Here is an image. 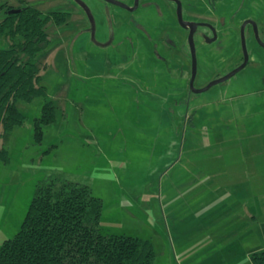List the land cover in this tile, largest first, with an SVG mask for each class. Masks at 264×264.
<instances>
[{"label": "rangeland", "instance_id": "374dc122", "mask_svg": "<svg viewBox=\"0 0 264 264\" xmlns=\"http://www.w3.org/2000/svg\"><path fill=\"white\" fill-rule=\"evenodd\" d=\"M2 1L5 0L0 3ZM6 1L14 5L23 3L22 0ZM27 1L44 14L53 10H67L70 14L63 23L57 24L52 19L46 23L51 40L42 44L35 57L40 66V82L46 86V96L56 105L55 118L43 125V136L37 141L33 135V118L41 114L45 98L41 95L30 100L18 98L16 104L25 119L0 136V143L9 154L7 162L0 160V244L18 230L36 181L49 173L60 172L89 184L92 192L101 197L100 225L104 231L149 238L155 251L154 264H215L213 251L208 246L214 244L217 231L221 247L232 243L231 240L236 241V259H240L239 254L249 244L243 243L241 237L233 239L227 231L228 225H237L238 220L222 216L220 225L215 223L211 229L192 214L187 215L186 220L181 219L182 223L176 226L177 218L191 208L195 209L194 212L202 211L199 209L203 203L211 201V194L188 196L186 200L192 198L191 205L181 211L183 195H180L179 188L174 187L161 197L157 192L160 191L159 180L164 186L166 180L195 182L212 179L211 165L215 162L211 156L216 148L212 144L214 118H221L226 123L221 130L226 136L241 139V143L244 142V132L257 126L254 124L256 119L264 118V87H260L264 83L261 81L260 84L256 76L248 78L253 67L249 64L202 91L168 87L166 77L170 68L173 75L183 71V76H190L191 72L188 41H175L174 30L171 31L174 52L168 70L162 65L160 72H149L141 53L138 57L140 70L133 71L137 62L132 58L130 47L128 62L132 70L123 73L118 70L117 65L123 62H118L117 56L108 57L107 62L105 55L97 53L101 47L90 39V32L85 27L86 18L76 22L72 11V7L77 6L75 2ZM88 1L94 8L97 1L102 0ZM188 1L197 7L193 8L196 12L192 14L198 17L189 13L190 18L212 19L215 18L213 11L224 21L232 20L235 14L237 20L251 16L264 24V0ZM214 2L221 3L222 7H216ZM77 11L81 8L75 9ZM4 13V6H0V18ZM101 22L107 24L106 19L100 17V26ZM219 22L221 25L222 21ZM200 29L205 27L200 26ZM129 34L132 35V31ZM96 36H102L100 30L96 31ZM119 36L116 33L114 43ZM219 36L228 49L218 52L216 42L208 43V54L203 48L205 40L197 35L194 37L197 56L195 87L205 85L214 75L227 70L233 64L230 53L238 54L235 33L229 35L223 29ZM247 43L249 48L255 45L264 52V48L251 42L249 37ZM9 44V38L0 35V47ZM108 47L110 52L115 51L112 46ZM21 56L27 57L24 53ZM136 75L140 86L135 80ZM160 93L164 94V99L158 95ZM186 113L193 116L194 123L188 120L186 124ZM172 115L173 122L169 125ZM233 116L242 117L245 127L243 119L237 124ZM262 126L264 133V123ZM158 133L173 136L169 140L157 137ZM240 142H237L238 146H241ZM234 146L232 142L230 147ZM202 165L208 167L195 176L198 170L195 167ZM204 174H207L206 179L202 178ZM162 190L164 192V187ZM210 209L218 212L214 207ZM176 210L179 211L177 215L169 214ZM230 252V248L225 251L227 260H232Z\"/></svg>", "mask_w": 264, "mask_h": 264}, {"label": "trees", "instance_id": "16d2710c", "mask_svg": "<svg viewBox=\"0 0 264 264\" xmlns=\"http://www.w3.org/2000/svg\"><path fill=\"white\" fill-rule=\"evenodd\" d=\"M22 1L0 3L5 8L0 35L10 40L9 46L0 47V136L25 119L16 104L18 98L41 95L45 98L42 112L33 118V135L40 141L43 125L55 118L56 105L46 96L35 57L42 44L51 40L46 23L50 19L63 23L70 11L44 14ZM0 160H9L8 149L1 143ZM102 207L101 197L89 184L60 172L45 175L35 183L18 230L1 242L0 264H154L149 238L101 228ZM250 264H264V249L250 253Z\"/></svg>", "mask_w": 264, "mask_h": 264}, {"label": "flooded vegetation", "instance_id": "af4514ba", "mask_svg": "<svg viewBox=\"0 0 264 264\" xmlns=\"http://www.w3.org/2000/svg\"><path fill=\"white\" fill-rule=\"evenodd\" d=\"M72 1L75 2V0ZM85 1L90 7L91 14L94 18V24L92 25L88 12H85L84 9L75 2L78 8L77 6H73L72 11H74V18L76 19V22L82 21L84 17L86 18L87 25L85 27H87L90 32V39L94 44L101 47L99 50H97V53L105 55L106 59H109L108 57L116 58L117 56L116 60L118 62L119 60L123 62V64L117 65L118 70L123 73H125V71L132 70L130 69V62H128V49L130 47L133 53L132 58L137 62L134 63L135 66L133 71L140 70L138 65V57H140L139 55L141 53L144 57V61H147L148 68L145 69H148L149 72L154 70L160 72L163 69L162 65L165 67V69H167L170 64L169 61H171V55L174 52V41L171 31L174 30L176 33L175 41L180 40L182 42L184 39H187L188 41L189 27L187 25L184 26L181 24L178 17V13H180L183 20H194L199 22L194 30V37L197 35L201 40H205L206 43H204L205 45L203 48L206 49L205 53L207 54L210 50V46L206 45L208 43L216 42V49L218 52H224V49H228V47L222 43V37L219 36L223 33V29L225 32H228L229 35H233V33L237 35L240 52L238 50L237 55L230 53V58L233 59V64L227 70L214 75L213 79L223 77L244 61V50L242 45L243 34L247 51V60L243 67L236 70L223 80L228 79L236 72L250 64V66L253 67V71L248 74V78H253L256 76V79H259V83L261 81L264 83V69L262 70V67H264V52L256 49L255 45L252 46V48H249L247 43V37H249L251 42H255L258 46L264 48V44L262 43L264 42V24L261 25L260 22L256 21L251 16H245L244 18L237 20L235 19L236 15L234 14V18L232 20L224 21L223 18L220 19V16H217L213 11H211V13L215 15V18H190L188 16L189 13L192 14L196 12L193 11V8L197 7L196 4H191L188 0H118L120 1L119 3L112 0H102L103 2L100 1V3L97 1V4L95 5L96 7L94 8L89 4L88 0ZM214 5L219 8L222 7L221 3L215 4L214 2ZM226 6L227 5L224 7ZM80 8L81 11L75 12V9L80 10ZM192 15L197 16L195 14ZM100 17L102 19H106V25H104V22H101L103 23L101 26L99 25ZM248 19L255 21L256 31L253 23L250 21H247L243 25V22ZM220 20L222 21L223 25H220ZM215 21L217 24H215ZM200 26L205 27V29H200ZM127 28L132 30L126 31ZM97 30H100V34L102 35L101 37L96 36ZM130 31H132V35L129 34ZM116 33L120 34L119 39L116 42L117 44L113 42ZM256 33L262 42L256 37ZM108 46H112L115 51L110 52V50H108ZM109 53L112 54V56ZM255 54L256 56H254ZM225 59H222V61ZM171 69L172 68H170V70L167 69L168 75L166 78L167 82L169 83L168 87H191L190 80L192 77V72H190V76H183V71L181 74L173 75ZM260 70H262V73L259 72ZM136 78L137 79L135 80L138 82V86H140L139 76L136 75ZM193 87H195L194 79ZM260 87H264V85H261ZM185 115L188 117L189 113H186Z\"/></svg>", "mask_w": 264, "mask_h": 264}, {"label": "crops", "instance_id": "0c3cea01", "mask_svg": "<svg viewBox=\"0 0 264 264\" xmlns=\"http://www.w3.org/2000/svg\"><path fill=\"white\" fill-rule=\"evenodd\" d=\"M158 95L163 99L165 98L164 94L160 93ZM233 117L237 124L240 122L239 120L243 119L242 117ZM171 119L169 125L173 122V115ZM184 120L186 124L188 120L194 123L192 115H188V117L185 115ZM213 120L215 135L212 144L213 147L216 146V148L213 150L211 156L215 162L211 165V167L213 166L211 172L212 179H206L207 174H204L202 178L206 180L202 179L201 181L195 182H187L184 179L178 181L166 180L163 183L164 186H162V182L159 180L160 191L158 190L157 194L159 197L163 195L166 196L174 187L179 188L180 195H183L181 200V211H184L191 205L192 198L187 201L186 199L188 196L194 195L198 197L205 193L211 194V201L203 203V207L199 209L202 211L194 212L195 209L191 208L186 214L177 218L178 224L176 226H179L183 220H186L184 218L187 217V215L192 214H195L201 223H204L205 227L209 226L211 229H213L215 223L220 225L219 221L222 216L224 219L234 218L238 220L237 225H228L227 231L233 239L241 237L243 243L246 242L249 244L246 248H243V252L239 254L238 257H240V259H236L238 252L236 241L231 240L232 243L224 244L221 247L220 234L218 231L214 244L208 246V248L213 251L215 264H250V253L255 250L264 249V133L262 126L264 118H260L259 120L256 119L254 124L257 126L247 129L248 131L244 132L243 143L240 142L241 139L235 140L230 135L226 136L225 131L224 133L221 131L226 124L221 118H214ZM243 126L245 127L244 119ZM203 135L206 136L205 134ZM160 136L170 140L173 134L167 136V134L162 135L158 133L157 137ZM238 141L241 146L237 145ZM232 142L236 146L230 147ZM190 151H193V149ZM186 152L187 155H189L188 149ZM205 166L207 165L195 167L198 169L195 176L196 174L198 175ZM162 187H164V192ZM184 188H187V191L184 192ZM184 198L185 200H183ZM169 202L170 201H168V203ZM211 207H214L218 212L211 210ZM178 213L179 211L176 210L169 214L175 216ZM213 233L216 232L213 231ZM208 234L212 236L211 232H208ZM227 248L231 249L229 255L232 253V260L226 259L227 254H225V251ZM218 260H223L224 262L222 263ZM230 261H232V263H230Z\"/></svg>", "mask_w": 264, "mask_h": 264}, {"label": "water", "instance_id": "95a60500", "mask_svg": "<svg viewBox=\"0 0 264 264\" xmlns=\"http://www.w3.org/2000/svg\"><path fill=\"white\" fill-rule=\"evenodd\" d=\"M112 1L118 2V3L120 2L118 0H112ZM75 2L78 5H80L84 9L85 12H88V15H89L90 20H91L92 25H93L94 24L93 23L94 18H93L92 14H91L90 7H89L88 3L85 0H75ZM178 17H179V20H180V22H181L182 25H184V26L187 25L189 27L188 42H189V48H190V52H191V72H192V77H191V80H190V85H191L190 89L192 91H194V92L196 91L197 92V91L205 90L208 87H210L212 84H214V83H216V82H218L220 80H223V79L227 78L232 73H234L236 70H238L241 67H243V65L245 64V62L247 60V51H246V45H245L244 35L242 34V45H243V50H244V61L239 66H237L236 68H234L233 70H231L229 73H227L226 75H224L223 77H220V78H217V79H213V80L209 81L206 85H204L202 87H193V79H194V76H195V73H196V69H197V56H196V48H195V42H194V30L197 27V25L199 24V22L194 21V20H183L181 18L180 13H178ZM247 21H250V22L253 23V26H254L255 31H256L255 21L248 19V20H245L243 22V25ZM201 23H204V22H201ZM256 37L259 39V36H258L257 33H256ZM262 43L264 44V42H262Z\"/></svg>", "mask_w": 264, "mask_h": 264}]
</instances>
